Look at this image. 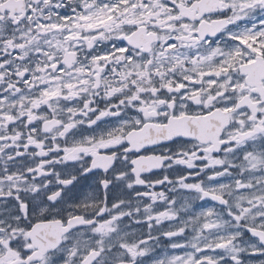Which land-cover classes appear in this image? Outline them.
<instances>
[{"label": "snow or ice", "instance_id": "6c2138e0", "mask_svg": "<svg viewBox=\"0 0 264 264\" xmlns=\"http://www.w3.org/2000/svg\"><path fill=\"white\" fill-rule=\"evenodd\" d=\"M241 254L264 256V0H0V264Z\"/></svg>", "mask_w": 264, "mask_h": 264}, {"label": "flooded vegetation", "instance_id": "af4514ba", "mask_svg": "<svg viewBox=\"0 0 264 264\" xmlns=\"http://www.w3.org/2000/svg\"><path fill=\"white\" fill-rule=\"evenodd\" d=\"M100 107H103V102L100 103ZM107 119H113V118H107ZM258 146H259V142H258ZM148 154H151V153H148ZM158 154V152H157ZM217 155H220V154H217ZM169 172H171V170H169ZM162 174V170H153L152 173H145L144 175L146 176H156V175H161ZM172 178L174 179L175 178V175L173 174L172 175ZM199 179V178H197ZM171 186H164V185H157L153 190L154 191H165L166 194L171 197V198H175L176 199V205L174 207L176 208H179L182 204L185 203V198H191L192 194L183 190V189H179V187H177V189L175 191H169V188ZM91 191L90 188H88L87 184H85L84 186H82L81 190L79 191V195L81 198H84L86 197L89 192ZM135 199V197H133ZM141 201H142V204H146V203H150L151 201L147 198V197H144V198H141ZM203 202H200V201H195L192 203V211L194 212H199L201 211V207L200 205L202 204ZM208 206H211V204L213 202L211 201H208ZM164 205L160 202H157L156 205H154V208L158 209V210H164ZM181 216H183L185 219L188 218V215L186 213H181L180 214ZM125 222L126 224L130 225V230H135L137 232V234H141L143 233L145 236L147 234V228L146 226L140 224H135L133 222H131L129 220V218H125ZM175 223L176 222H164V224L161 226L162 228L164 229H167L169 226L171 227H175ZM154 235H159L158 232L154 231L153 232ZM250 235V234H248ZM247 238V237H245ZM151 244L154 245V252H153V256H155L156 258H164L165 255H168V256H171L173 254H183V250H173L171 249L170 247H168V243L169 241L162 237L160 238V242L159 244H157L156 241H150ZM242 256V259L245 261V264H260V262L262 260H264V256H259V255H248V254H241ZM147 259H150V258H147ZM228 264H231V261H228Z\"/></svg>", "mask_w": 264, "mask_h": 264}]
</instances>
